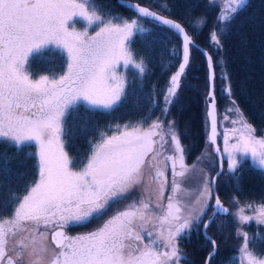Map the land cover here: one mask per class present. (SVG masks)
Listing matches in <instances>:
<instances>
[{
  "label": "snow or ice",
  "instance_id": "obj_1",
  "mask_svg": "<svg viewBox=\"0 0 264 264\" xmlns=\"http://www.w3.org/2000/svg\"><path fill=\"white\" fill-rule=\"evenodd\" d=\"M245 3L226 0L220 8L207 36L213 52L222 51L221 35ZM124 6L136 15L102 13L93 0H0V138L18 151L34 146L35 152L28 155L35 157L37 168L36 179L22 192L9 190L0 200V208L12 209L10 215L0 216V264H180L179 238L200 227L213 246L209 259L215 255L217 242L207 236V229L217 215H232L238 225L253 220L264 225V202L241 205L233 197L236 207L230 213L214 190L221 172L211 176L199 168L203 157L191 165L185 162V147L172 119L157 117L148 123L151 117H145L107 130L93 125L85 155L73 157L66 150L73 135L67 118L81 103L93 111L112 110L127 97L128 80L120 69L131 68L136 77L145 74V59L130 47L138 33L148 32L141 23L145 18L167 26L181 39L179 49H173L179 62L164 90L161 116L167 117L178 101L192 50L200 51L208 70V142L221 170L226 160L228 172L235 176L242 159L249 157L264 169V137L255 135L239 108L227 72L217 73L223 57L201 49L180 22L139 3ZM78 22L85 26L77 29ZM188 24L198 35L207 17ZM53 45L65 56L63 71L33 73L30 58ZM218 75L228 100L221 120L231 125L223 127V147L217 143ZM8 171L5 168V187ZM190 174L197 179L194 194L184 186ZM137 188L139 198L104 219ZM209 207L213 212L205 221ZM92 219L103 223L90 232L67 235L69 226ZM236 235L242 238L239 264H264V255L249 247L255 240L240 227Z\"/></svg>",
  "mask_w": 264,
  "mask_h": 264
},
{
  "label": "trees",
  "instance_id": "obj_2",
  "mask_svg": "<svg viewBox=\"0 0 264 264\" xmlns=\"http://www.w3.org/2000/svg\"><path fill=\"white\" fill-rule=\"evenodd\" d=\"M152 4L159 11L180 20L187 31L196 36V42L205 46L209 52L223 57V64L217 66V73L227 72L232 88V94L239 108L249 122L255 127L256 133L264 131V0H246L245 6L238 11L230 21V27L221 35L222 51L215 53L208 46L209 29L216 23L219 7L210 0H138ZM97 8L103 13L133 17L135 12L117 0H93ZM167 5V8L164 6ZM207 17V26L198 29V35L189 27L188 20L197 17ZM143 27L148 29L144 34H137L130 47L138 56L145 59L147 70L142 77L135 76V70L126 71L128 80L127 97L109 111H93L85 103H81L77 110L67 118V126L73 129V135L68 141L67 151L73 157H80L89 149L88 140L93 136V125L107 130L108 126L141 121L145 117L155 120L161 116L164 107L163 94L168 86L170 76L175 72L178 58L174 59L173 49H179L180 38L156 21L142 18ZM65 59L55 48H47L40 54L30 58L33 73L57 71ZM208 70L205 58L200 51L191 52V59L178 90V101L170 107L169 112L176 122V129L185 147V158L191 161L203 150L207 140V117L205 88ZM223 81L219 75L215 81L217 108L223 102L225 95L222 91ZM147 124H145V127ZM34 146H23L19 151L9 142L0 138V200L6 199L3 194L9 190L22 192L25 186L36 179L37 168L34 156ZM7 163L5 164V159ZM209 165V164H208ZM7 173V186H3ZM211 174L217 168V160L208 166ZM215 187L222 202L232 203L236 197L243 205L247 202H264V169L252 163L248 158L241 162L237 173L220 170ZM124 202V201H123ZM122 202V203H123ZM121 203V204H122ZM120 204L112 206L105 215H109ZM0 208V215L11 212ZM211 212L207 209L206 219ZM104 217V218H105ZM103 220L92 219L83 224L71 225L68 231L88 230L99 225ZM237 224L232 215H217L215 221L207 229V236L216 240L215 255L207 260V264H239L238 249L242 238L236 235ZM250 240L255 243L249 245L257 255L264 253V225L251 221L243 225ZM183 253L180 264H205L207 253L213 246L205 238L202 227L184 233L178 240ZM213 249L210 251L212 252Z\"/></svg>",
  "mask_w": 264,
  "mask_h": 264
},
{
  "label": "rangeland",
  "instance_id": "obj_3",
  "mask_svg": "<svg viewBox=\"0 0 264 264\" xmlns=\"http://www.w3.org/2000/svg\"><path fill=\"white\" fill-rule=\"evenodd\" d=\"M212 3H216L217 4V6L219 7V10H220V8L221 7H223L224 5H225V2H226V0H210ZM148 5H150L151 7H153V8H155V9H157L154 5H152V4H148ZM158 10V9H157ZM219 12V11H218ZM85 25H84V23L83 22H78L77 24H76V27H77V29H82L83 27H84ZM94 31V28H90L89 29V32L91 33V32H93ZM55 48V49H57L58 51H59V53H61L62 55H63V57H64V59H65V56H64V54H63V52L60 50V49H58V48H56L54 45L53 46H49V48ZM64 67H65V61H64V63H63V65L61 66V68L59 69V70H57V71H55V72H62L63 71V69H64ZM128 70V69H127ZM127 70H125V69H123V68H121L120 69V71L121 72H125L126 73V71ZM53 72V71H52ZM41 73H48V72H41ZM225 94V93H224ZM222 99H223V102H222V104L220 105V107L219 108H217V119H218V124H217V127H218V132H220L221 133V135H219V136H217L218 137V144L221 146V147H223V141H222V132H223V127H231V125L230 124H228V122L227 121H222L221 120V116H222V114H223V111H224V109L226 108V106H227V104H228V100L226 99V97H225V95H222V97H221ZM164 107H165V105H164ZM161 117V119H165V120H167V119H172V120H174L173 118H172V116L170 115V112L168 113V116L167 117H163V116H160ZM207 117V116H206ZM246 117V116H245ZM247 119V118H246ZM248 120V119H247ZM249 121V120H248ZM177 130V129H176ZM255 135L259 138V137H264V131L263 132H261V133H256L255 132ZM182 143V142H181ZM183 145V144H182ZM203 150H201V152H199V154L197 155V157H203V159H202V161L199 163V165H198V167L199 168H202L205 172H207L209 175H211L212 176V174H211V171H210V169L208 168V166H210V165H212L213 164V161H214V158L216 157L215 156V153H214V151H213V147H212V145L208 142V139L205 141V144H204V146H203V148H202ZM196 157V158H197ZM196 158L195 159H193V160H191V161H188V160H186V158H185V162L187 163V164H189V165H191V164H193L194 162H196ZM243 159H245V158H243ZM242 159V160H243ZM252 163H254L252 160H251V158L249 157L248 158ZM209 164V165H208ZM255 164V163H254ZM257 165V164H256ZM258 166V165H257ZM216 170V169H215ZM223 171L224 172H226V171H228V166H227V161L225 160V162H224V165H223ZM169 179H171V177L169 176ZM196 185H197V179H196V176L195 175H192V174H190L186 179H185V181H184V186L187 188V189H189L191 192H192V194H194V189H195V187H196ZM168 194V192H167V190L165 191V195H167ZM145 195H147L146 193H145ZM141 196V190L139 189V188H137V189H135L134 191H133V193L130 195V197H129V199L128 200H125L122 204L120 203V206H118V208H116L115 210H113V212H115L117 209H120V208H122L125 204H128V203H130L133 199H136V198H139ZM256 204H259V203H256ZM242 205V204H241ZM225 206L226 207H228L229 208V212L230 213H234L235 212V205L233 204V202L229 205L228 203H225ZM212 208V207H211ZM113 212H111L109 215H107L104 219H107L109 216H111L112 214H113ZM10 213L11 212H9V213H7V214H2V215H0V216H7V215H10ZM246 214H249V215H251L252 213H251V210L250 209H247L246 210ZM233 217V216H232ZM233 219H234V217H233ZM253 221H255V220H253ZM236 222V221H235ZM256 222V221H255ZM103 223V221L99 224V225H97L96 227H94V228H92V229H88V230H75V231H70V233H69V236H75V235H78V234H84V233H87V232H90V231H92V230H95L97 227H99L101 224ZM236 224H237V222H236ZM237 227H240L241 229L243 228V225H238L237 224ZM243 230V229H242ZM241 243H242V241L240 242V244H239V246L241 245ZM239 251H238V258H239ZM260 255H264V253H262V254H260Z\"/></svg>",
  "mask_w": 264,
  "mask_h": 264
},
{
  "label": "water",
  "instance_id": "obj_4",
  "mask_svg": "<svg viewBox=\"0 0 264 264\" xmlns=\"http://www.w3.org/2000/svg\"><path fill=\"white\" fill-rule=\"evenodd\" d=\"M117 1H119V2H122V3H124L125 5L126 4H128V3H139L141 6H145V7H148V8H150L152 11H155V12H157L159 15H161V16H164V17H167V18H170V19H173V20H176V21H178V22H180L182 25H183V23L180 21V20H178L177 18H175V17H173V16H171V15H169V14H166V13H164V12H161V11H159V10H157V9H155V8H153V7H151L150 5H148L147 3H143V2H139L138 0H117ZM184 26V25H183ZM185 27V26H184ZM187 30V29H186ZM180 41H181V39H180ZM196 44L201 48V49H207L205 46H203L202 44H199L198 42H196ZM208 50V49H207ZM176 70H177V68H176ZM175 70V71H176ZM206 112H207V109H206ZM209 128L207 127V139H208V132H209ZM217 143H218V137H217ZM215 153V152H214ZM215 156H216V160H217V168H216V170L213 172V174H212V176H216V174L218 173V172H220V170H221V167H220V161H219V159H218V156H217V154L215 153ZM214 190H215V193L216 194H218V192H217V190H216V187H215V185H214ZM219 195V194H218ZM220 197V196H219ZM221 199V198H220ZM222 201V200H221ZM214 203V202H213ZM225 205V204H224ZM212 212H213V209L211 208V212H210V215L208 216V217H210L211 215H212ZM208 217L205 219V221L208 219ZM66 231V233H67V235H69V231L66 229L65 230ZM213 249V248H212ZM211 249V250H212ZM210 250V251H211ZM210 251L207 253V255H206V258H205V264H207V260H208V257H209V253H210Z\"/></svg>",
  "mask_w": 264,
  "mask_h": 264
}]
</instances>
